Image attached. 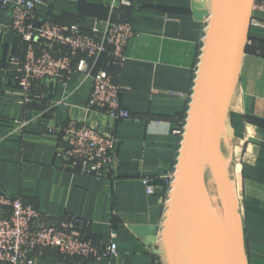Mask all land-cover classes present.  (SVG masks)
<instances>
[{
    "label": "crops",
    "instance_id": "obj_1",
    "mask_svg": "<svg viewBox=\"0 0 264 264\" xmlns=\"http://www.w3.org/2000/svg\"><path fill=\"white\" fill-rule=\"evenodd\" d=\"M2 1L0 190L34 204L46 223L77 215L89 223L79 234L118 247L111 256L91 259L45 248L33 253L34 264H167L162 231L214 0L201 6L202 18L196 16V0H131L114 14V19H129L135 32L124 65L108 67L123 87L121 102L132 115L128 119L86 108L91 82L79 69V59L66 78L37 81L35 97L26 104L16 72L29 44L8 29L14 0L5 8ZM35 14L37 22L79 23L87 32L111 16L108 0H44ZM41 44L35 46L50 47ZM28 118L32 120L24 127L16 122ZM69 120L115 135V177L96 178L66 167L67 158L59 151L61 135L48 127ZM227 125L235 130L229 139L233 144L240 140L244 149L236 170L244 196L245 264H264V0L253 3ZM145 176L152 178V194L142 181Z\"/></svg>",
    "mask_w": 264,
    "mask_h": 264
},
{
    "label": "built area",
    "instance_id": "obj_2",
    "mask_svg": "<svg viewBox=\"0 0 264 264\" xmlns=\"http://www.w3.org/2000/svg\"><path fill=\"white\" fill-rule=\"evenodd\" d=\"M44 0H14L8 26L29 44L24 58L18 61L16 78L24 92V102L30 104L35 83L44 78L64 79L74 71L73 63L80 60L79 69L91 82L86 108L101 110L113 119L131 118V112L121 102L123 87L108 71L111 65L122 66L127 60L126 48L135 35L129 19L113 16L131 0H108L111 16L100 21V28L87 32L79 23L69 26L47 20L37 22L35 10ZM10 4L3 0L1 7ZM36 43L50 46H35ZM56 48L58 53L51 50ZM65 49V52H62ZM102 66L94 70L100 58ZM32 119L16 121L24 127ZM50 133L61 135L60 153L67 158L66 167L96 178H113L119 165L118 141L114 134L104 133L88 124L69 120L61 126H49ZM148 194L154 193L152 178L142 179ZM88 222L70 214L64 219L46 223L44 215L21 196L0 190V264H34L33 253L51 248L70 257L91 259L111 256L117 243L98 244L88 235H81ZM81 230V231H82Z\"/></svg>",
    "mask_w": 264,
    "mask_h": 264
},
{
    "label": "water",
    "instance_id": "obj_3",
    "mask_svg": "<svg viewBox=\"0 0 264 264\" xmlns=\"http://www.w3.org/2000/svg\"><path fill=\"white\" fill-rule=\"evenodd\" d=\"M253 3L214 0L162 231L167 264H230L199 199L196 180L209 164L219 184L229 179L221 141L224 132L230 137L235 134L232 125L226 126L227 109L246 48ZM195 13L198 18L205 15L197 7ZM236 245V264H245L243 234Z\"/></svg>",
    "mask_w": 264,
    "mask_h": 264
},
{
    "label": "rangeland",
    "instance_id": "obj_4",
    "mask_svg": "<svg viewBox=\"0 0 264 264\" xmlns=\"http://www.w3.org/2000/svg\"><path fill=\"white\" fill-rule=\"evenodd\" d=\"M206 2L207 0H196V7L201 10V6ZM235 143L233 144L231 139L225 135L221 145V148L223 146L224 158H229L225 161L227 165L225 167V174L229 179L223 185L224 191L221 189L218 181L212 179L213 174L211 170L208 171L212 175L205 173L204 177V196L207 213L213 228L217 229L219 240L224 246L226 257L230 264H236L234 255L235 244H233V239L228 236L229 232L226 229L230 230L234 238H238L239 241L244 227V196L241 185L238 184L239 173L236 170L239 158L242 160L244 149L243 142L237 139ZM239 143L241 149H239ZM213 196H216V198L214 199ZM222 224L225 228H223Z\"/></svg>",
    "mask_w": 264,
    "mask_h": 264
},
{
    "label": "bare ground",
    "instance_id": "obj_5",
    "mask_svg": "<svg viewBox=\"0 0 264 264\" xmlns=\"http://www.w3.org/2000/svg\"><path fill=\"white\" fill-rule=\"evenodd\" d=\"M226 127V126H225ZM225 132H224V134H223V138H222V143H223V140H224V138H225ZM222 143H221V145H222ZM232 144V143H231ZM222 153H223V146H222ZM225 156H224V153L222 154V161H226L227 159H229V158H224ZM227 166V165H226ZM225 166V167H226ZM206 167V168H205ZM205 167L203 168V173L201 174V175H199L198 176V179L196 180V190H197V194H198V196H199V199H200V201L202 202V204H203V206H204V208H205V210H206V214H207V216H208V218H209V215H208V213H207V209H206V203H205V196H204V194H205V190H204V186H205V183H204V177H205V173L207 174V173H209V174H211L208 170H211L212 171V174H213V177H212V179L213 180H217L216 179V175L214 174V172H213V164H209V165H205ZM208 167V168H207ZM211 174V175H212ZM220 187H221V189L224 191V186L222 185V184H220ZM209 221H210V218H209ZM222 226H223V228H225L224 227V225L222 224ZM216 229V228H215ZM217 230V229H216ZM228 232H229V234H228V236L230 237V238H232L233 239V242H234V244L236 245V244H238V241L237 240H235L236 238H234V235H232V232L230 231V230H228V229H226ZM227 232V233H228ZM237 246V245H236ZM242 263V262H241Z\"/></svg>",
    "mask_w": 264,
    "mask_h": 264
},
{
    "label": "trees",
    "instance_id": "obj_6",
    "mask_svg": "<svg viewBox=\"0 0 264 264\" xmlns=\"http://www.w3.org/2000/svg\"><path fill=\"white\" fill-rule=\"evenodd\" d=\"M100 60H102V62H101V63L103 64V62H104V58H103V57H101V58H100Z\"/></svg>",
    "mask_w": 264,
    "mask_h": 264
}]
</instances>
